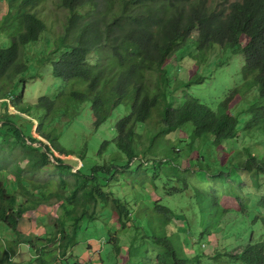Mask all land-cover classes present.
I'll use <instances>...</instances> for the list:
<instances>
[{"label":"trees","instance_id":"16d2710c","mask_svg":"<svg viewBox=\"0 0 264 264\" xmlns=\"http://www.w3.org/2000/svg\"><path fill=\"white\" fill-rule=\"evenodd\" d=\"M44 1L0 0V9L5 10L0 17V34L10 43L7 48L0 47L2 112L7 110L4 101L8 98L15 111L18 108L36 113L42 111L36 121V137L32 134L26 137L9 116L0 118V137L4 138V143L12 139V145L21 147L30 175L52 165L60 176L54 191L48 190L47 182L37 180H29L27 188L21 184L22 178L16 176L17 189L10 192L1 178L0 164V225H3L0 228L10 234V238L3 241L0 264H18L13 261L23 243L18 221L26 211L52 198L66 202L60 206L64 215L45 238L37 237L25 243L34 250L32 262L36 264H59L58 260L77 245L81 223L93 219V210L99 203L107 205L110 202L118 226L122 229L132 227L134 234L142 232L140 228L150 226L154 220L160 228L169 223L171 211L158 202L146 205L142 202L145 196L130 193L121 198L117 190H111L112 186L116 189L115 183H118L113 164L94 166L90 175H80L79 168L62 163L60 157L71 154H65L60 148L59 134L50 126L62 109L70 110V116H74L77 107L89 102L94 126L99 127L116 107L127 108V115L114 125L115 138L112 140L115 154L111 161H124L121 169H128L131 163L139 165L141 158L158 156L160 163H167L164 157L177 153L176 144L184 143V147L189 148L230 151L225 172L219 170L222 165L217 159L198 157L196 163L202 169L197 171V177L212 180L229 172L238 185L249 178L257 188L261 187L260 180H264V0H241L226 7L207 6L206 0H59L60 6L67 11V18L62 33L52 42V54L61 53L52 63L51 73L64 86L54 99L41 97L36 104L25 107L23 91L11 96L9 88L27 71V65L19 57L20 49L37 43L46 32L44 21L34 13ZM196 29L197 37L191 40L190 35ZM188 44L195 50L193 59L198 66L206 63L218 48L243 55L240 86L215 109L197 99L174 95L180 87L188 88L199 82L197 75L171 85L164 73V66L173 55L186 49ZM92 54L95 60L90 64L87 58ZM169 84L174 87L173 92L169 91ZM254 91L257 95L252 100ZM242 96L240 108L231 106ZM248 96L251 99L245 103ZM240 115L243 123L238 126ZM137 126L143 133H137ZM176 131L183 136L173 142L164 140V136ZM236 140L240 144L233 147ZM100 145L98 156L110 142ZM84 153L81 151V157ZM64 174L72 176L73 181L64 178ZM156 174L151 178L145 175L143 179L153 181ZM144 180L141 184L146 183ZM193 189L190 202L199 209L201 218L205 219L209 211L216 212L214 198L206 191ZM35 191H39L38 196ZM65 192H69L68 196ZM228 195L237 203L239 213H247L243 201L233 190ZM262 196L260 203L264 205V190ZM208 199L211 203L204 202ZM251 219L264 228V216L253 214ZM148 235L150 237L143 235V244L150 245L148 254L154 252L159 264H264V242L249 241L235 248L217 250L211 256L198 253L189 257L179 244L176 232L163 238L154 236L152 231ZM206 235L211 233L202 231L200 234L201 237ZM114 237L106 243L105 256L116 259L121 254V245ZM143 244L136 246L131 241V248L127 249L128 264H140L141 257L148 251L141 252ZM48 245L55 247L58 259L56 256L45 259V251L49 253L47 249H50Z\"/></svg>","mask_w":264,"mask_h":264},{"label":"rangeland","instance_id":"374dc122","mask_svg":"<svg viewBox=\"0 0 264 264\" xmlns=\"http://www.w3.org/2000/svg\"><path fill=\"white\" fill-rule=\"evenodd\" d=\"M237 1L241 0H206V5L226 7ZM3 11L5 12L4 9ZM3 11L0 9V17L4 14ZM34 13L44 21L46 32L42 33L37 43L29 44L25 49H20L19 57L27 65V71L18 76L9 88V95L11 96L23 91L22 103L25 107L36 104L41 97L54 99L64 86L63 82L54 78L51 73L52 63L58 60L61 53L59 51L52 54V42L63 31L67 11L60 6L59 0H45L34 10ZM196 37L197 29L192 32L190 39L193 40ZM9 46V40L0 34V47L7 48ZM194 54L195 50L190 44L186 49H180L164 66V73L169 77L171 85L175 82L187 81L192 76L197 75L199 82L192 83L188 88L180 87L175 90L174 95L179 98L188 96L197 99L203 105L215 109L218 103L233 89L240 86L242 82L241 67L244 64L243 55L233 53L228 48H218L212 52L206 63L198 66L196 65L197 61L193 59ZM94 58L93 54L90 55L87 58L88 62L93 64ZM147 76L149 77V75ZM170 84L169 91L173 92L174 87ZM256 95L257 92L252 100ZM250 99L251 97L245 100V103ZM9 101L10 98L4 101L7 109L4 113L2 112L4 106L0 101V118L9 116L21 128L26 137L31 134L36 137L34 133L36 121L39 115L42 116V111L36 113L33 110L27 111L25 108H18L15 111L10 105L11 101ZM242 103L243 96L235 99L231 106L240 108ZM72 106L73 104L69 105V108L71 109ZM246 109L248 108L246 107ZM250 110L251 108H249ZM127 113L128 110L125 106H118L102 125L95 127L89 102L77 107L74 116H70L68 109L58 111V116L52 120L50 126L52 125L59 134L60 148L65 154H71L68 157L61 156L60 159L63 164L79 168L80 175H90L94 166L113 164L112 166L117 169L114 174L118 183H115L116 189L112 186L111 190L113 192L117 190L118 196L121 198L135 193L139 196H145L142 202L146 205L147 203L158 202L159 205L171 211L169 223L160 228L158 222L154 220L150 226L140 228L142 232L134 234L132 227L122 229L118 226L110 202L107 205L99 203L93 210V219H85L81 223L77 245L65 257L58 260L59 264H79L84 260H92L93 263L90 264H128L127 249L131 248V241H134L136 246L143 244V235L149 236L148 232L151 231L154 236L162 238L164 235L170 236L171 233L176 232L181 241L179 244H182L184 252L189 257L198 253L211 256L217 250L235 248L238 245H245L249 241L264 242V228L259 223H253L251 219L253 214L264 216V205L260 203L264 190L263 179L260 180L261 187L257 188L249 178L244 179L241 185H238L233 180L235 177H232L229 172L227 175L212 178V180L196 176L197 171L202 169L196 163L198 157L210 156L211 161L214 158L217 159L222 165V169L219 170L225 172L228 166L225 163H228L230 151L212 148H189L184 147L183 143L181 145L176 144L175 151L177 153L164 157V162H167L164 164L163 162L160 163L161 159L158 156L156 158L149 157L146 160L141 158L140 167L131 163L128 169H121V166L125 164L124 161L112 162L111 159L115 154V148L112 144V140L115 138L114 125L118 119ZM238 120V126H241L243 117L240 115ZM136 131L143 133L140 126L136 127ZM182 136L183 133L176 131L164 136V140L173 142L174 139ZM143 139L144 144H146L147 141L144 137ZM3 140L4 138L0 137L1 178L10 192L17 189L16 176L22 178L21 184L27 188L29 180H37L47 182L50 191L56 189L60 174L54 166H46L35 175H30L27 171V160L20 151L21 147L18 144L12 145V139L8 141L9 143H4ZM104 141H109L110 146L105 149L102 155L98 156L100 144ZM239 144L240 142L236 140L232 146L235 147ZM32 146L38 147L37 144H32ZM81 151L85 152L82 157ZM55 156L58 157V154L55 153ZM154 174L156 177L153 181L149 180L148 182L143 179L145 175L151 178ZM63 177L68 181H73V177L68 174H64ZM112 180L114 181V179ZM143 180L146 182L145 184H141ZM194 187L206 191L214 198L213 203L216 212H207L205 219L201 218L199 209L197 210L190 202L194 196ZM231 190L243 201L247 213H239L237 203L231 195H228ZM38 193L39 191L34 192L37 196ZM68 193L65 192L64 194L68 196ZM20 200H24V197ZM204 202L211 203V200L208 199ZM61 204H66V202L64 200L56 201L55 198H52L42 202L34 210L26 211L23 214L17 227L23 243L18 247L17 254L13 257L14 262L36 264L32 262L35 256L34 250L25 243L31 242L37 237L45 238L48 233L52 232L51 228L64 215V209L60 207ZM0 227L3 228V225L1 224ZM202 231H208L211 235L201 237ZM113 236L118 238L121 245V254L116 259L108 258L103 251L104 246L111 242ZM9 238L10 234L0 228V251L3 249V241ZM146 241L151 243L147 239ZM89 245H92L94 250ZM48 248H50L47 249L49 253L45 251V259L49 260L52 256H56L58 259L55 247L48 245ZM90 250L91 253H88ZM142 251H147V253L141 257L140 264H159L154 252L148 254L151 251L149 244H143ZM98 255L102 262L101 260L99 262Z\"/></svg>","mask_w":264,"mask_h":264},{"label":"crops","instance_id":"0c3cea01","mask_svg":"<svg viewBox=\"0 0 264 264\" xmlns=\"http://www.w3.org/2000/svg\"><path fill=\"white\" fill-rule=\"evenodd\" d=\"M84 241H85V239H84ZM90 246V245H89ZM90 247H92V249H93V246L91 245ZM102 249V248H101ZM104 249H106V246H104V248H103V251H105ZM94 250V249H93ZM93 252V251H92ZM88 253H91V250L88 252ZM99 254V253H98ZM90 257V255L88 256V258ZM98 259H99V262H100V256L98 255ZM91 261V262H90ZM90 261H88V260H84V262H82L83 264H90V263H93L92 262V260H90Z\"/></svg>","mask_w":264,"mask_h":264},{"label":"built area","instance_id":"2783aa9c","mask_svg":"<svg viewBox=\"0 0 264 264\" xmlns=\"http://www.w3.org/2000/svg\"><path fill=\"white\" fill-rule=\"evenodd\" d=\"M79 264H83L82 262H80Z\"/></svg>","mask_w":264,"mask_h":264}]
</instances>
